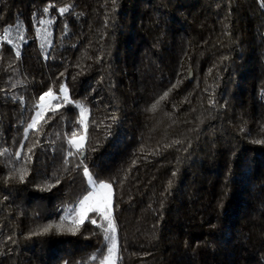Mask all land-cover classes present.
I'll use <instances>...</instances> for the list:
<instances>
[{"label":"trees","instance_id":"obj_1","mask_svg":"<svg viewBox=\"0 0 264 264\" xmlns=\"http://www.w3.org/2000/svg\"><path fill=\"white\" fill-rule=\"evenodd\" d=\"M6 28L0 264L105 263L102 227L65 217L85 166L112 184L116 264H264V0H0Z\"/></svg>","mask_w":264,"mask_h":264},{"label":"snow or ice","instance_id":"obj_2","mask_svg":"<svg viewBox=\"0 0 264 264\" xmlns=\"http://www.w3.org/2000/svg\"><path fill=\"white\" fill-rule=\"evenodd\" d=\"M66 11H68L67 8L61 7L59 8V12L61 14L65 13ZM44 13H48L49 12V8L45 7L43 9ZM5 35L8 34L9 29H5L4 30ZM16 56H19V52H16ZM63 75V74H61ZM173 87H175V85H173ZM60 93L64 94V100L68 101L69 97H68V90L66 85L61 84L60 88H59ZM52 96V89L49 88L47 92H45L43 95H41L39 97L40 101H44L46 99V97H51ZM168 96V92H164L163 95L161 96V100L164 99L165 97ZM159 100L156 102V104H153L151 106V109H149L150 111H155L157 104H159ZM39 107H43V105H40ZM60 105H56V108H59ZM78 107H82L80 105H78ZM41 117V112H37L35 117L32 118V122L29 123L27 125V128L24 129L25 132V137L27 136V132L29 129H37L38 123H39V119ZM84 133L85 135L80 137L79 142L77 143L75 140L71 141L70 143H73L76 147V150L79 151L81 147H83L86 139H87V126L84 127ZM24 146L21 145V148H23ZM29 154L32 153V149H28ZM71 154V153H70ZM27 159L30 161L31 160V155H29L27 157ZM81 163H83V161H81ZM77 167H79V165H77ZM83 174L88 177L89 183L93 184V186H95V181L92 178V175L89 172V169L85 166L83 168ZM20 179L21 181L24 179L23 174L20 175ZM99 188L101 190H107L101 197H99L98 199H96L95 201H93V195L89 194L87 196H85L83 198V200L80 201V209L79 212L76 213L75 218L71 221L72 225H75L74 228H69L70 231H78L79 227L84 225L85 221L90 222L93 225H96L97 227H101L100 224H98L97 219L94 217H90L89 213H96L97 216H99L102 220L106 221V227L104 228V239L107 241H110L112 244V247L109 249V252H112L115 247H116V241H115V236L112 235L115 233V223L114 220L112 218V184L111 183H100L99 184ZM75 211V210H73ZM65 218L61 217V221L63 222ZM62 225H55V227H57L58 229L61 227ZM51 228H53V225L49 224L47 225L43 231L44 232H48ZM93 234H99V233H93ZM101 264H103V261H101Z\"/></svg>","mask_w":264,"mask_h":264},{"label":"rangeland","instance_id":"obj_3","mask_svg":"<svg viewBox=\"0 0 264 264\" xmlns=\"http://www.w3.org/2000/svg\"><path fill=\"white\" fill-rule=\"evenodd\" d=\"M46 26L42 27V30L40 32V36L41 38L43 39V43L46 44V38L47 37V33H46ZM8 37V35L6 36ZM62 97L64 98V94H62ZM57 99V96L52 94L51 97H46V99L44 101H39L38 103V106H37V110H36V113L37 112H41V117L39 119V121L42 119L43 115L52 107L54 106V101ZM40 105H43V107H39ZM35 113V115H36ZM84 117H85V113H83L82 111H80V119L81 121L83 122L84 120ZM83 133H84V126L81 124V132H80V135L78 136H75L71 139V141L75 140L77 143L79 142L80 140V137L83 136ZM73 144V143H72ZM74 145V144H73ZM75 146V145H74ZM84 154V153H83ZM90 192L89 194H92L93 195V201H95L96 199H98L99 197H101L107 190H101L99 188V184H96L95 183V186H93V184H90ZM88 194V195H89ZM79 209H80V204L77 206L76 210L74 212H70V211H66V214H65V217L68 219V220H73L76 216V213L79 212ZM90 214V213H89ZM94 214V213H93ZM96 214V213H95ZM97 215V214H96ZM97 222L98 224L101 225L102 229L104 230V228L106 227V221L102 220L99 216H97ZM116 225H115V233L112 234L115 236V241H116V247L115 249L109 253L108 257L106 258L105 260V263L104 264H116V260H117V253H118V243H117V240H116ZM111 247H112V244H111Z\"/></svg>","mask_w":264,"mask_h":264},{"label":"built area","instance_id":"obj_4","mask_svg":"<svg viewBox=\"0 0 264 264\" xmlns=\"http://www.w3.org/2000/svg\"><path fill=\"white\" fill-rule=\"evenodd\" d=\"M4 44H8V38L5 33H0V47Z\"/></svg>","mask_w":264,"mask_h":264},{"label":"water","instance_id":"obj_5","mask_svg":"<svg viewBox=\"0 0 264 264\" xmlns=\"http://www.w3.org/2000/svg\"><path fill=\"white\" fill-rule=\"evenodd\" d=\"M82 157H83V153H82Z\"/></svg>","mask_w":264,"mask_h":264}]
</instances>
